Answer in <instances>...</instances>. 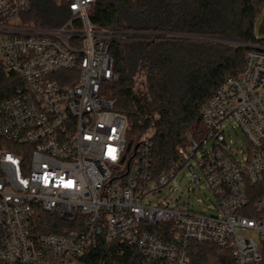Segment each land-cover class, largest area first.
<instances>
[{
    "label": "built area",
    "instance_id": "2783aa9c",
    "mask_svg": "<svg viewBox=\"0 0 264 264\" xmlns=\"http://www.w3.org/2000/svg\"><path fill=\"white\" fill-rule=\"evenodd\" d=\"M63 1L71 18L41 29L11 24L28 0H0V63L19 79L13 97L0 96V264H88L101 239L137 248L142 264H190L192 243L264 264V48L250 46L241 73L201 106L202 135L157 176L152 136L129 140L109 95L119 81L111 45L127 33L91 22L96 0ZM229 125L246 136L241 162ZM185 168L196 185L205 179L213 214L178 196L146 203ZM43 215L62 226L47 232Z\"/></svg>",
    "mask_w": 264,
    "mask_h": 264
},
{
    "label": "trees",
    "instance_id": "16d2710c",
    "mask_svg": "<svg viewBox=\"0 0 264 264\" xmlns=\"http://www.w3.org/2000/svg\"><path fill=\"white\" fill-rule=\"evenodd\" d=\"M28 2L21 19L31 27L59 28L72 16L63 0ZM90 19L127 33L111 45L119 81L109 95L128 117L131 141L152 136L157 176L176 160L178 145L202 135L201 106L241 73L250 46L264 48V0H96ZM18 83L0 63V96L13 97ZM43 218L47 232L62 226L56 216ZM188 252L190 264H237L229 248L214 244L192 243ZM87 262L142 264V257L137 248L101 239Z\"/></svg>",
    "mask_w": 264,
    "mask_h": 264
},
{
    "label": "rangeland",
    "instance_id": "374dc122",
    "mask_svg": "<svg viewBox=\"0 0 264 264\" xmlns=\"http://www.w3.org/2000/svg\"><path fill=\"white\" fill-rule=\"evenodd\" d=\"M12 25H21L23 24L22 19L14 20L11 22ZM260 24V22H259ZM25 25V24H24ZM28 26V25H26ZM31 27V26H29ZM34 28V27H33ZM193 39H201L206 40L203 38L198 37H191ZM230 131L226 129V137L227 142L229 144V147L232 148V151L228 149V152L234 156L236 160L241 162V155L237 154V149L242 152L243 149H246L247 147V140L246 136L243 132V130L237 126L236 129H233L231 125H229ZM129 131L128 129V139L131 140L129 137ZM153 131L150 132L152 134ZM133 142L136 143L137 139H133ZM199 174L201 176L202 173L199 170ZM175 196L179 197V203H190L191 209L195 211H199L205 214H213L214 212L211 210V208L214 205H217V201L215 197L209 192L208 188L205 185V179L203 178V184L202 185H196L192 181V177L190 172L185 168L183 169L177 176L174 178L171 183L163 188L159 193H156L148 198L146 200V203L148 202H158L161 198L163 199H172L175 198ZM256 239H258V235L253 233L252 234Z\"/></svg>",
    "mask_w": 264,
    "mask_h": 264
},
{
    "label": "water",
    "instance_id": "95a60500",
    "mask_svg": "<svg viewBox=\"0 0 264 264\" xmlns=\"http://www.w3.org/2000/svg\"><path fill=\"white\" fill-rule=\"evenodd\" d=\"M218 41H220V40H218Z\"/></svg>",
    "mask_w": 264,
    "mask_h": 264
}]
</instances>
